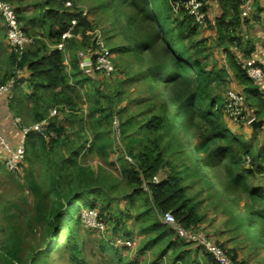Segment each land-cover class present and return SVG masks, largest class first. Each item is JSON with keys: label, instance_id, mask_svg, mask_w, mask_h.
<instances>
[{"label": "trees", "instance_id": "trees-1", "mask_svg": "<svg viewBox=\"0 0 264 264\" xmlns=\"http://www.w3.org/2000/svg\"><path fill=\"white\" fill-rule=\"evenodd\" d=\"M7 1L13 4L20 22L23 21V28L32 35H35V32L27 27L29 16L24 12L30 10L32 5H39L40 10L37 18L42 22V26L48 29L47 38L55 44L54 47L49 48L45 41L35 38V43L28 47L22 56L16 54L10 47L11 51L8 56L11 64L10 75L6 74L0 80V83H2L11 76H15L17 78V89L21 81L28 80L33 88L38 90L33 93V96L40 104L32 111L34 115L32 122L49 118L48 128L56 132V136L50 139H46L35 132L28 134L25 164L27 165L28 162L33 164L41 153L48 156L55 146L68 144V138L72 133L68 131V121H71V117L76 116L79 111L78 104H72L71 100H73L75 92L83 89L81 84L88 79V76L80 67L78 51L72 53L70 49L71 36L66 39L68 56L70 54V65L66 64L65 52L58 49L56 45L62 41L74 19L78 21L72 33H81L83 38L87 37L86 33L92 29L93 22L89 20L87 14L83 15L82 7L74 3L73 0H39L25 6H23V3L27 0ZM217 1L221 12L216 17L214 25L218 34L216 46L222 49V53L226 58V61H221L222 63L209 62L210 54L208 52L201 53L203 49L200 45L205 42V39L194 40V36L199 33L198 28L200 25L184 9L174 12L170 0H110L111 6L118 8L125 18V28L123 30L126 41L130 44V49L140 59L149 62L143 70V75L148 77L149 85L153 90L152 93H155L159 98L158 86L164 85L166 87L168 98L162 102L161 113L151 119L150 126L166 130L165 134L170 137L168 142H165L162 146L155 144V146L148 147L144 152H135L133 156L136 160L130 156L133 159V163L130 165L125 164L126 160L123 156H117V160L122 164V175L126 177L134 190L129 196L133 197L138 193L147 195L145 201L148 207L145 211H140L137 216L141 217L142 213H145L147 220H150V222L142 230L154 231L156 235L151 237L144 245L151 248L152 245L154 246V244L161 243L166 239L167 243L163 246L161 253L173 247V262L182 260L184 264H198V261L195 260V255L187 258L183 250L179 251L177 239L170 237L175 230L161 221L159 214L171 211L183 226L198 229V204L189 195L190 184H197L199 180H196L198 178L205 179L210 171L215 172L226 160L228 174L225 188L228 193H235L232 188L238 189L241 183L245 181L247 175L243 174L242 171L246 173H254L255 171L261 174L264 173V164L255 165L254 162L260 157L264 158V148H259L256 157H254L251 151V142L242 140L226 126L223 120L225 116V95L220 101V96L214 95V89H212V83L218 80L227 81V70L228 68L231 69L236 79L243 84H248L245 92L241 89L246 102L248 103L250 95H254L257 101L254 102L257 104V110H255L254 105L252 107L258 118H264V88L251 79L245 71L246 60L251 56H255L258 63L262 64L258 55L253 53L256 49L255 46L247 41L250 44L243 47L242 37L233 32L241 26L242 22H247V17L241 15V5L244 0ZM192 39L193 42H188ZM232 46L236 47L231 50ZM197 47L201 49L197 52L200 55L192 56L191 49H198ZM125 48L122 44L115 47L114 50L123 51ZM110 49L112 50V48ZM240 50H244L245 53ZM24 68L29 73L27 78L20 76V70ZM83 73L86 74L84 78L81 77ZM131 78L134 80L137 76ZM42 90L47 91V94L43 95ZM16 98L17 92L14 99L8 104H12ZM52 107H58L59 112L57 115L49 117ZM96 107L92 111L94 109L100 111L97 123L102 125V119L110 118L112 111H101V108ZM174 116L178 117L179 124L174 123ZM80 117L83 118V115ZM200 117L207 118L212 124V129L207 133L200 129V132L196 134ZM83 129L84 125H81L78 133L79 138H76L78 140L77 144L74 147L71 146L67 155L62 154L60 163H56L57 169L50 174L49 190L59 198L61 195L65 196L66 202L63 211L60 212L58 207L53 215V228L47 241H61L63 239L64 224L59 223L57 219L63 213L69 220L74 212L73 207L80 204L81 209L87 208L98 211V216L103 220L104 227L109 223H113L114 229L111 231L110 246L119 254L116 249L118 245L115 244V238L117 236L135 237L127 231L126 226L125 229L121 228L122 221L115 216L117 212L122 214L125 210L123 208L114 209L110 202L101 200L98 197V193L102 190L94 185L95 180L91 176L92 174L87 169L85 171V166L80 164L78 157H83L96 148L98 145L96 138H99L97 126H94V131L92 130L93 137L91 140L88 138L86 129L85 133H83ZM257 129L259 128L257 127ZM182 130L186 131L190 142H185ZM121 133H123V129H121ZM196 135H200V140L196 141ZM187 145H191L192 148H187ZM175 147L177 148L176 154L178 152L183 153L187 163L183 159L184 162L178 164L175 158L170 157L169 148ZM192 151L196 152L195 158L191 154ZM247 156L250 157L249 162L251 163L247 161ZM177 157L180 158V156ZM76 167L82 169L81 175L83 176L80 175L82 184L71 193H63V190L66 189V187H63L64 172L68 170L74 172ZM204 169L209 170V172L204 171ZM156 175L159 176L157 182L154 181ZM216 176L220 177L217 174ZM220 180L223 181V178L220 177ZM32 185L38 190L37 210L40 215L47 217L44 194L40 191L41 185L35 182ZM145 186L148 187L147 190L144 189ZM248 193L254 199L264 200L263 193L254 190H249ZM226 207L230 214L237 219V226L245 231L247 239L264 244V209L245 205L234 210L232 204ZM129 215L132 217L131 213ZM152 215L153 218L151 219ZM68 220L66 225L70 226L68 241L71 243V259L75 264H86L84 260L80 259L74 228ZM80 223L83 224L82 221ZM92 227L98 229L95 226ZM177 237L179 236L177 235ZM46 249L48 250V247ZM46 249L42 248L43 251ZM39 252L33 254L29 264H35L38 261L37 255ZM230 254L232 255L231 252ZM232 257L237 260L235 256L232 255ZM117 261L118 264H140L138 260H122L121 257ZM206 261L204 264H218L209 252H207Z\"/></svg>", "mask_w": 264, "mask_h": 264}, {"label": "rangeland", "instance_id": "rangeland-1", "mask_svg": "<svg viewBox=\"0 0 264 264\" xmlns=\"http://www.w3.org/2000/svg\"><path fill=\"white\" fill-rule=\"evenodd\" d=\"M35 1L37 0H29L28 3ZM73 2L80 5L83 11L87 10V17L93 22V27L86 33L87 37L85 38H83L81 33L72 34L69 41L72 53L77 51L86 53L87 47L91 46L92 31L101 29L104 31L109 47L113 50L116 70L111 74H107L97 69L92 74L86 75L83 73L81 75L82 78H84V75L88 76V79L81 84L83 89L73 94L74 101L71 100L72 104H78L79 111L76 116L71 117V121H68V131L72 133L68 138L67 145L55 146L48 156L41 153L33 164L28 162L19 172L9 171L0 162V264H29L31 257L37 251H40L41 254L40 252L38 253V261L35 264H75L71 259V243L68 241L70 226L66 225L68 217H65V214L61 213L57 219L59 223L64 224L63 239L61 241H47L53 228V215L58 207L60 212H62L66 202L65 196L61 195L59 198L49 189L50 174L57 169L56 163H60L62 154L67 155L71 146L74 147L77 144L78 140L76 138L81 125H84L83 133H85L86 129L90 140L93 137L94 126H97L99 138H96L98 140L96 148L87 155L78 157L80 164L85 166V171L87 169L92 174L91 176L95 180L94 185L102 190V192L98 193V197L101 200L110 202L114 209L123 208L125 210L122 214L117 212L115 216L122 221L121 228L126 226L127 231L134 235L137 245L135 247L117 246L116 249L119 252L117 254L115 249L110 246L111 231L114 229L113 223L107 224L106 227H97L98 229L92 226L88 228L85 222L87 221V212L89 213L90 211L86 210L87 208L81 209V205L76 204L73 207L74 212L68 221L74 228L80 259L84 260L86 264H118L117 260L119 257L122 260H136L139 254L149 252L147 257H142L141 261L143 262L141 264H184L182 260L173 262L174 253L172 252V247L161 253L166 241L156 243L151 248L144 245L151 237L156 235L154 231L142 230L150 222V220H147L145 213H142L141 217L137 216L140 211H145L148 207L145 201L147 195L138 193L133 197L129 196L134 190L126 177L122 175V164L117 160V156H123L126 160L125 164L130 165L133 161L129 158L126 159V155L134 158L133 154L135 152H144L148 147L155 146V144L162 146L165 142H168L170 137L165 134L166 130L150 126L151 119L161 113L162 102L168 98L166 87L164 85L158 86L159 98H157L155 93H152L153 90L149 85V79L143 75V70H145L149 62L140 59L130 49V44L126 41V35L123 30L125 28V18L118 8L111 6L110 0H73ZM218 11L220 13V10ZM252 19L263 26L262 17L256 16ZM198 29L199 33L194 36V40L205 39V42L200 45L203 49L201 53L205 54L208 52L210 54L209 62L219 59L222 49L218 48L215 43L216 37L218 38L215 32V25L207 21L206 24L200 25ZM214 32L215 34H211ZM34 34L38 40L45 41L49 48L55 46L46 36L42 35L43 33L41 35L38 33ZM248 35L252 39L258 37V34L253 30ZM194 40L192 39L188 42H193ZM122 44L126 47L125 50H114L115 47H119ZM9 48L4 24L0 19V80L6 74L10 75L11 64L8 56L11 50ZM197 48L191 49L192 56L200 55L197 52L201 49L200 47ZM227 73L226 82L218 80L212 83L214 95H219L220 101H222L225 92L231 87H238L244 92L248 88V84H243L236 79L231 69L228 68ZM135 75L137 78L133 80L131 77ZM248 100V104L251 107L254 105V108L256 107L255 110H257V104L254 103L257 101L254 95H250ZM95 106L101 108V111H112L110 118L102 119V125L97 123L100 111L95 109L92 111ZM254 108L252 107V109ZM81 115H83V118L80 117ZM173 118L175 124L180 123L178 117L174 116ZM198 124L196 134L200 132V129L206 133L212 129V124L207 118L200 117ZM238 127L243 132L242 129L245 126L239 125ZM121 129H123V133H121ZM182 134H184L185 142H190L185 130H182ZM200 138V135L195 137L196 141L200 140ZM187 148L191 149L192 146L187 145ZM176 152V147L169 148L170 157L175 158L178 164L183 163V159L185 160L184 154L179 152L176 154ZM191 154L195 158L196 152L192 151ZM177 156H180L181 159ZM185 163H187V160H185ZM222 170L219 168L215 172L210 171L205 179L198 178L196 181L199 180V183L197 182L192 194L196 190H201V193L208 190V194H210L213 189L207 188L208 182L213 184L215 189L221 191L223 183L216 174L223 178L226 175H222ZM204 171L209 172L206 169ZM81 172L82 169L79 167H76L74 172L73 170L64 172L63 187H66V189L63 190V193H71L73 190H77V187L82 184V181L80 182ZM33 182L41 185L40 191L44 194L47 217L40 215L37 210L38 190L32 185ZM188 184L190 183L188 182ZM190 188H193L192 184H190ZM213 199H204L207 201L203 202L202 206L206 208L205 204ZM130 213L132 217H130ZM150 218L152 219L153 215ZM81 221L83 224L80 223ZM198 230L208 234L206 226L203 224L198 225ZM170 237L177 239L179 250L180 248H186L183 249L185 255L191 249L189 255L195 254L196 261L197 259L200 261L206 260L207 251L202 246L177 237L175 232ZM47 247L48 250L46 249ZM42 248L46 250L43 251ZM158 252L160 253L158 254ZM258 258L260 259V264H264L263 255L258 256Z\"/></svg>", "mask_w": 264, "mask_h": 264}, {"label": "built area", "instance_id": "built-area-1", "mask_svg": "<svg viewBox=\"0 0 264 264\" xmlns=\"http://www.w3.org/2000/svg\"><path fill=\"white\" fill-rule=\"evenodd\" d=\"M256 1L257 0L243 1L241 5V15L243 17L250 18L252 16ZM69 4H71V2H69ZM170 4L174 12H179L184 9L199 25L205 24L208 16L206 0H170ZM86 14L87 10H84L83 15ZM0 19L4 24L8 44L16 54L22 56L25 50L35 43V36L28 33L23 28L13 4L7 0H0ZM77 21V19L72 21V26L66 31L62 41L58 42L56 45L58 49L65 52L66 61L68 60L66 39L72 36V30L77 24ZM92 34L91 46L88 47L87 52L78 51L80 67L83 72L88 75L92 74V72L97 69L110 74L115 70V62L113 52L105 39L104 31L101 29H94ZM245 71L251 79L264 88V67L258 63L255 56H251L246 60ZM16 92L17 78L15 76H11L5 82L0 83V101L9 103L16 96ZM224 110L228 118L239 125H251V122L258 118L254 109L246 102L243 91L237 87H231L226 91L224 97ZM58 112V107H52L49 117L57 115ZM48 119L49 118H45L30 124H20V136L15 144L9 140L0 126V162L4 164L9 171L19 172L26 164V140L28 134L35 132L46 139L56 136V132L48 128ZM116 123L118 122L116 121ZM127 158L133 161L130 156ZM247 161H250L249 156H247ZM154 181H159L158 175L154 176ZM145 189H148V187L145 186ZM86 210L90 211L89 213L87 212L86 215L87 221H84L88 227H104L102 219L98 216V211L95 209ZM159 218L161 221L171 226L181 239L193 242L205 248L218 264H241L239 261L233 259L229 249L225 245L215 242L202 230L186 228L171 211L159 214ZM115 244L118 246L135 247L137 245V240L135 238L117 236L115 238Z\"/></svg>", "mask_w": 264, "mask_h": 264}, {"label": "crops", "instance_id": "crops-1", "mask_svg": "<svg viewBox=\"0 0 264 264\" xmlns=\"http://www.w3.org/2000/svg\"><path fill=\"white\" fill-rule=\"evenodd\" d=\"M28 2L29 0L23 3V6L27 5ZM206 2L208 11V21H210V24L214 25L216 17L220 14L218 11L220 10L219 3L217 0H206ZM39 10V5L38 9L36 5L34 7H31L30 10L24 12L27 16H29V24L27 25V27L35 33H38L40 35L43 33L42 35L47 37L48 29L45 28V26H42V22L39 21L37 18ZM256 16H259V18L262 17L263 26L260 23L253 21L252 18ZM246 21L247 22H242L241 26L237 27L236 31L233 32L237 33V35L242 37L241 39L243 41V47L244 45L246 46L250 43L255 46L256 49L253 51V53L258 55L260 63L262 64V66H264V0H259L257 1V3L254 4V11L252 12V16L250 18H247ZM21 24L23 25L22 20ZM252 30L258 34L257 38L254 37V39H252L249 37L248 33L251 34ZM215 32L217 33L216 29ZM215 32L211 34H215ZM247 41H249L250 43ZM215 43H217V37ZM235 47L236 46H232L231 50H233ZM244 50L240 51L245 53ZM214 61H226L225 55L222 53L221 57H219V59L217 58V60ZM66 64L70 65L69 56L68 60L66 61ZM28 74L29 73L26 68L20 70V76L22 78H27ZM37 91L38 90L34 89L28 80L21 81L17 89V98L12 104L0 101V126L13 144L18 141V138L20 136L19 125L30 124L33 121L34 115L32 111L36 106L40 105L39 102L36 101L33 96V93ZM42 94L46 95L47 91L42 90ZM223 120L226 126L234 134L238 135L244 141L251 142V151L254 157H256V152L259 148H264V127H258L259 129L256 130V128L251 125H243L245 127L244 129H242L243 132H241L238 127L239 124H236L232 120H230L226 114ZM262 158L263 157H260L254 160L255 165L264 164V158ZM226 162L218 167V169L220 168L221 170L223 168L222 175H226L223 177V181H221L223 183H221L223 186L221 191L215 189L214 185L209 183L207 188L213 189L210 194H208V190L207 192L203 191L202 193L200 192L201 190H196L194 194H192L193 189H195V186L197 184H192L193 188H190L191 190H188L189 195L192 196L194 198V201L198 204V225L203 224L204 226H206V231L208 235L215 242L225 245L240 263L260 264V259L258 258V256L263 255L264 257V244L247 239L245 236V231H243L237 226V219L230 214V211L227 209L226 206H230L232 204L234 210L239 209L240 207L245 205L264 209V200L261 201L259 199H254L248 193L249 190H254L256 192L264 194V173L261 174L257 171H255L254 173H246L245 171H242L243 174L247 175L245 181L241 183V186H239L238 189L232 188L235 193H228L225 188L228 174ZM237 170L238 169L236 168V171ZM218 178L220 179V177ZM207 198L214 199L211 202L208 201L205 204V208L202 206V203L206 202L207 200L204 199ZM164 241H166L167 243L166 239ZM183 249L186 248H180L181 251ZM173 250L174 249L172 247V252ZM190 251L191 249H189V252L187 251V258L190 257ZM148 253L149 252H145L143 254L138 253L139 257H137L136 260L140 261L141 264L143 262L141 261L142 257H147ZM194 255L195 254H193V256ZM197 261H199L198 264H204L207 262L206 260L200 261L198 259Z\"/></svg>", "mask_w": 264, "mask_h": 264}, {"label": "water", "instance_id": "water-1", "mask_svg": "<svg viewBox=\"0 0 264 264\" xmlns=\"http://www.w3.org/2000/svg\"><path fill=\"white\" fill-rule=\"evenodd\" d=\"M251 126H253L254 128H257V127H264V118H257V119H254V120L251 122Z\"/></svg>", "mask_w": 264, "mask_h": 264}]
</instances>
